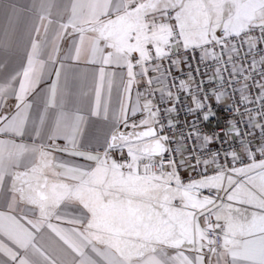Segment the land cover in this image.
<instances>
[{
	"label": "snow or ice",
	"instance_id": "1",
	"mask_svg": "<svg viewBox=\"0 0 264 264\" xmlns=\"http://www.w3.org/2000/svg\"><path fill=\"white\" fill-rule=\"evenodd\" d=\"M112 11L117 13L115 19H100ZM60 27L62 30L70 27L73 32L79 33L81 42L85 32L96 33L91 43L93 53L102 54V64L126 67L127 80L121 81L124 93L121 116L125 112L124 101L132 87L139 83L137 76L143 77L151 70L160 75L148 79V85L154 81L162 83L171 73L162 70L159 61L167 59L172 67L179 70L181 60L172 57L181 49H200L202 55L199 62L204 63L206 59L212 58L216 67L207 81L201 80L195 84L194 89H188L195 107L189 106L187 111L189 114L202 112L201 119L207 122L215 116L211 106L206 103L209 93L219 102L223 92L217 93L215 89L205 92L202 85L222 81V72L227 71L224 65H231V77L243 74V66L234 60V56L240 55L239 48L237 43L230 40L240 37L242 42L247 43L249 51L258 43H264V0H121L115 8L111 7L110 0H75L71 17ZM217 29L222 30V36H216ZM257 29L260 36L251 37L249 33ZM215 46L221 47V53L210 50ZM105 49L110 50L105 52ZM38 50L39 45L33 40L28 66L11 76L4 86H0V100L14 92L20 101L16 115L10 120L0 115V121H7L0 126V132L12 131L21 136L25 134V123L29 119L26 113L31 105L21 99V94H29L39 80L34 62ZM224 52L227 53V60H224ZM137 53L138 58L134 56ZM79 54L80 48L76 46L77 58ZM51 59L52 56H49ZM149 61L152 62L151 69L145 67ZM260 63H264V56H261ZM256 64L253 58L251 67L255 69ZM137 67L138 72L134 70ZM194 71L200 73L199 66ZM56 75L60 76L59 69ZM188 75L187 83L191 85L195 77L191 72ZM202 75H207V69ZM250 78L251 75L244 76L245 80ZM14 82H18L19 91L15 90ZM234 82L239 83L232 79L227 81L229 85ZM104 85L105 73L101 67L100 82L95 89V103L90 113L92 116L103 113L107 118L108 104L101 100ZM175 86L177 92L185 91L186 81L180 79ZM223 86L221 83L220 87ZM256 86L260 90L256 99L261 102V109H264V83L257 81ZM242 87L247 89L248 85L245 83ZM108 88H111L110 81ZM56 91V84L53 83L48 90L45 113L39 116V125L32 121L37 135L41 134L40 126L45 123L47 110L57 106ZM153 91L149 88L144 94L145 98L151 96ZM159 91L163 102H171V106L164 110L165 115L170 117L175 106L180 103L179 96L174 95L169 86L161 87ZM246 102L251 101L241 94L240 104ZM143 108L147 117L139 124L130 125L132 132L113 133L105 141L103 156L79 150L84 147L80 143L84 117L69 116L63 111L55 116L49 139L54 140L62 135L67 141L64 147L57 150L94 162V167L91 164L88 167L69 165L67 162L54 164L51 150H46L44 146H26L0 140V187L5 184L6 175H11L12 190L19 193L20 199L37 205L40 212L36 220L26 221L28 227L22 225L16 217L0 212V233L6 235L13 244V247H9L0 241V253L7 257V260L0 259V264H37V261L29 260L30 254L53 264L35 243L34 233L44 227L79 254V264H97L84 252L86 246H91L92 252L102 257L106 264H203L205 247L218 256H230V264H264V160L255 162V152L249 146L250 141L245 143L241 139V144L243 152L253 158V163L240 168L218 164L214 175L204 174L199 180L184 183L177 168H196L203 164L206 169L209 163L216 164L220 153H213L210 161L201 160L192 154L179 162L174 158L165 160L164 154L170 151L166 147L169 137L160 135L165 127L159 120L160 109L152 105L150 100H146ZM205 108L208 111H204ZM233 110L240 111L239 107ZM247 114L251 121V112ZM258 115L264 117V111H258ZM124 123L128 126L127 117ZM140 126H146V130L135 131ZM155 126H158L159 131ZM167 126H175L170 118ZM253 126L264 132V124ZM234 133L237 137L250 135L241 133L233 125L225 133L204 134L203 141L205 144L212 143L219 140L221 135L231 136ZM201 135L193 122L190 136L199 140ZM123 147H127V159L122 156L123 162L108 155L110 151ZM256 151L264 155V145ZM25 152L39 153V159L28 171L10 174L12 163L18 161ZM229 156L233 165L240 160L235 151L225 150V161ZM190 160H195V164H190ZM55 167L62 168L63 172H55ZM166 168L170 170L165 171ZM255 169L260 171L255 176L249 175ZM49 171L53 176L67 177L74 183H66L63 179L50 182L46 174ZM23 177H30L27 187H17V182L24 185ZM245 177L247 184L243 179ZM193 189H208L209 195L197 198L193 195ZM221 193L224 194L223 198ZM224 199L227 203L223 202ZM217 201L221 203L218 205ZM234 201L241 207L233 208ZM67 205L79 206V214L67 221L72 227L62 228L50 223L53 216L57 221L65 219L57 210ZM249 206L252 210H249ZM201 220L202 224L199 223ZM213 235L215 239L211 238ZM221 235L222 244L218 245ZM94 241L107 245V249H114V253L107 249L101 250ZM185 247L190 255H185ZM218 247L223 251L219 252ZM166 248L176 250L175 255L168 256Z\"/></svg>",
	"mask_w": 264,
	"mask_h": 264
},
{
	"label": "crops",
	"instance_id": "2",
	"mask_svg": "<svg viewBox=\"0 0 264 264\" xmlns=\"http://www.w3.org/2000/svg\"><path fill=\"white\" fill-rule=\"evenodd\" d=\"M120 2L121 0H110L111 7L115 8ZM73 3H75V0H43V2L41 0H0V86H4L11 76L21 72L28 66V55L32 51L33 40L39 45V50L34 56L39 80L29 94H21V99L26 100L31 105L26 113L29 119L25 123V134L21 136L12 131L0 132V140L13 141L15 144L26 146H44L46 150H51L54 164L67 162L69 165L79 164L88 167L91 164L94 167V162H88L83 157L70 156L66 152L57 150L64 147L67 141L62 135L57 136L54 140L49 139L50 130L55 123V116L63 111L69 116L79 115L84 117L83 132L80 137V143L84 147L79 150L92 152L93 154L99 153L103 156L105 141L113 133L132 132L133 129L130 125L133 123L139 124L142 119L147 117L148 114L143 108L146 100H150L152 105L157 107L155 92L159 91L162 84L154 81L151 85H148V79L159 76L151 70L143 77L137 76L139 83L132 87L127 99L124 101L125 112L121 116V99L124 95L121 81L126 82L127 80L126 67L116 64H102V54L99 52L94 54L91 43L92 37L96 33L85 32L84 39L81 42L80 34L73 32L70 27L66 30L61 29V24H66L72 15ZM116 15L117 13L112 11L110 15L101 16L100 19L102 21L115 19ZM42 17L43 19H41ZM84 27H87V25H84ZM219 30L216 31V36ZM76 46L80 48L78 58ZM54 47L56 48L55 52H53ZM101 47H103V42H101ZM109 50L105 49V52ZM49 56H52L51 60H49ZM134 56L138 57V53ZM101 67L104 68L105 73V85L101 90V100L102 103L106 102L108 104L107 118L103 113L99 116L90 114L95 103V89L100 82ZM145 67L151 69V66H147V63ZM58 69L60 70L59 77L56 75ZM134 70L138 72L139 68L137 67ZM109 81L111 82L110 89L108 88ZM53 83L56 84L57 106L47 110L45 123L40 126L41 134L37 135L33 130L32 121H36L39 125V116L45 113L48 90ZM14 88L19 91L18 82H14ZM149 88L154 90L153 94L145 98L144 94ZM18 103L20 101L17 100L14 92L4 96L0 100V115L10 120L17 113ZM125 117H127L128 126H125ZM5 123L7 121H0V126ZM145 130L146 126L135 129L137 132ZM38 159L39 153L25 152L18 161L12 163L9 173H24ZM5 163H8L7 158ZM53 170L63 172V169L59 167H55ZM46 174L50 182L63 179L66 183H74L67 177L53 176L51 171ZM22 179L25 181L24 185L17 182V187L24 186L26 188L30 177H23ZM173 186L175 185L173 184ZM193 195L197 198L206 196L194 191ZM223 202L227 203L226 199ZM220 203L217 201L218 205ZM232 204L233 208L241 207L236 201ZM249 210H252L250 206ZM0 212L16 217L25 227H28L27 220H36L40 216L37 205L28 203L26 199H20L19 193L12 190L11 175H6L5 184L0 187ZM57 212L64 215L65 219L57 221L53 216L49 222L58 224L62 228H70L72 225L67 221L79 214V206H62ZM199 223L202 224L203 221L201 220ZM5 224L7 225V221H5ZM34 235L36 245L45 252L53 264H79L81 259L79 254L74 252L47 227L41 228ZM0 241H3L9 247H13L12 242L3 233H0ZM94 243L101 250L107 249L105 244L98 241H94ZM204 243L206 244L207 241H204ZM107 250L113 253L115 251L114 249ZM165 251L168 256H174L176 253V250L171 248H166ZM184 251L185 255H190L186 247ZM218 251L222 252L223 249L218 247ZM84 252L97 264H106L102 257L92 252L91 246L84 247ZM21 254H23V250H21ZM203 255V264H230L231 261L230 256H218L210 252L208 247L203 249ZM28 258L30 261H37V264H48V261H44L43 258L38 256L30 254ZM0 259L7 260V257L0 253Z\"/></svg>",
	"mask_w": 264,
	"mask_h": 264
},
{
	"label": "built area",
	"instance_id": "3",
	"mask_svg": "<svg viewBox=\"0 0 264 264\" xmlns=\"http://www.w3.org/2000/svg\"><path fill=\"white\" fill-rule=\"evenodd\" d=\"M222 35L223 33L220 29L217 33V37ZM249 35L253 38H258L260 36V32L257 29L249 33ZM230 42L237 43L240 55L234 56V60L238 65L243 66L244 72L242 75L238 74L236 77H231V65H224V67L227 68V71L222 72V76L224 78L222 81H214L211 84L205 83L202 85L205 92H208L209 89H215L217 93L223 92L219 102H217L214 95L209 93L206 103L211 106V111L215 113V116L207 122H204L201 119L203 114L202 112H197L196 114L188 113L187 109L189 106L195 107V105L192 104L191 95H188V89H194L195 84L199 83L201 80L207 81L208 76L212 75L216 67V62L212 58H208L204 63H200L199 61L202 55L201 50H194L193 47H189L186 51L181 49L176 56L172 57V59L181 60V63L178 66L179 70L172 67L167 59L159 61V63L162 64V70L171 73V76L168 79H164L161 83L162 87L169 86L173 94L178 95L180 99V103L175 106V111L169 117L165 115L164 110L171 106V102H163L161 100L160 91L155 92L157 108L160 109L159 120L165 124L163 132H160V135L169 137L166 147L170 151L164 154L165 160L174 158L177 162H179L187 159L189 154H192L201 160L210 161L213 153H220V158L217 160L216 164L209 163L206 169L203 164L196 168H177L181 181L184 183L199 180L204 174L214 175V170L218 164L225 165L226 167L234 166L240 168L253 163V158H249V156L243 152L241 139H243L245 143L250 141L249 146L252 147L255 152V162L258 163L259 161L264 160V155H261L258 151H256V149H258L261 145H264V132H262L259 127L253 126L255 124H264V117L258 115V111H264V109H261V102L256 99V97L260 94V90L256 86V82L259 81L264 83V63H260L261 56H264V43H258L254 49L249 51L247 43L242 42L240 37H236L234 40H230ZM210 50L221 53L220 46H215ZM246 52L248 53L247 56L244 55ZM223 56L224 60H227L226 52L223 53ZM253 58L257 61L255 69L251 67ZM151 64V61L147 62V66H151ZM197 66H199L200 73L194 71ZM206 69L207 75H202ZM190 72L191 75L195 77V81L191 85L187 83L189 81L188 73ZM157 74L160 75L159 73ZM247 75H251V78L245 80L244 76ZM174 78L178 79H175L174 81ZM180 79L186 81V87L185 91L177 92L175 85H178ZM229 79L239 81V83L234 82L229 85L227 83ZM221 83L224 85L223 88L220 87ZM245 83L248 85L247 89L242 87ZM241 94L248 97V100L251 102L240 104ZM201 99H203V97H201ZM236 107H239L240 111H234L233 109ZM246 109L247 111H245ZM204 111H208V109L205 108ZM248 112H251L252 114L253 119L251 121H249ZM241 113H244V115H241ZM169 118L175 124L172 128L167 126ZM193 122H195V128L199 129L202 134L199 140L195 139L194 136H190V133L193 131ZM233 125L235 126V129H239L241 133H249L250 135H243L242 137H237L235 133L231 136L221 135L219 140H216L215 142L208 144L204 143V134L211 135L214 132L225 133L228 128ZM155 127L157 128V131H159L158 126ZM200 149H203V151H199ZM225 150L235 151L240 156V160L233 165L231 157L229 156L227 161H225ZM181 153H183V155H181ZM108 155L116 158L117 161L123 162L122 156L124 159H127V147L110 151ZM189 163L195 164V160H190ZM169 170L170 169L167 168L165 169V171ZM193 191L201 195H209L208 189H193ZM221 197H224L223 193H221ZM211 238L215 239L216 237L213 235ZM217 243L218 245L222 244V235L218 239Z\"/></svg>",
	"mask_w": 264,
	"mask_h": 264
},
{
	"label": "rangeland",
	"instance_id": "4",
	"mask_svg": "<svg viewBox=\"0 0 264 264\" xmlns=\"http://www.w3.org/2000/svg\"><path fill=\"white\" fill-rule=\"evenodd\" d=\"M219 30V29H217ZM260 170L259 169H255L252 173H250L249 175H252V176H255L257 172H259ZM235 178V177H234ZM244 182H247V178L245 177L244 178Z\"/></svg>",
	"mask_w": 264,
	"mask_h": 264
}]
</instances>
